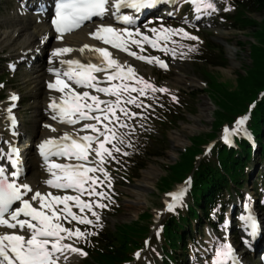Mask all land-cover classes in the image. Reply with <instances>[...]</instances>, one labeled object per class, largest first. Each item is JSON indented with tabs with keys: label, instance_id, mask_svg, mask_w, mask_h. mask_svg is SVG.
Returning <instances> with one entry per match:
<instances>
[{
	"label": "snow or ice",
	"instance_id": "1",
	"mask_svg": "<svg viewBox=\"0 0 264 264\" xmlns=\"http://www.w3.org/2000/svg\"><path fill=\"white\" fill-rule=\"evenodd\" d=\"M157 2L158 0H60L52 23L59 34L58 39H62L66 32L79 29L86 21L104 18L111 13L116 14L117 20L133 25L136 17L122 14L121 9H133L139 13L154 7ZM190 3L197 13L204 9L218 10L211 0H190ZM149 31L155 35L149 36L141 32L139 27L133 31L130 28L118 29L112 25L100 24L89 35L137 59L158 63L165 68L166 62L159 57L138 54L130 50V45L138 46L143 53L144 44L147 43L153 48L175 55L174 49L167 47L166 43L161 44L162 40L168 41L172 35L199 39L183 28H152ZM73 51L86 55L82 58L61 60V64L66 66L64 70L50 68L55 80L47 86L62 94L58 98H52L51 108L57 112L62 123L74 126V131L65 132L60 138L46 140L40 145L50 176L43 183L50 189L62 191L63 194L34 190L30 184L19 182V171L8 174L6 168L0 166V226L19 228L28 233L27 237L19 232L0 234V264H58L66 250L87 255L72 244L64 243L66 239L84 238L87 233L79 227H65V224L76 221L81 225H91L93 220L87 213L91 212L99 219L94 208L106 207L101 202L105 193L97 190L98 185L102 186L104 183L98 173L111 179L104 164L109 158L115 160L114 152L121 151L117 147L118 143H123L119 128L129 127L120 114L124 118L142 116V113L133 112L124 105L140 107L143 102L139 97L146 96L149 90L168 91L167 88H157L146 81L136 73L133 66L121 64L107 47L88 44L79 49L62 47L56 48L53 55L63 56ZM132 93L138 95L133 96ZM100 94L107 98H101ZM13 99L16 97L13 96ZM173 99L177 97L173 96ZM56 118L53 116V119ZM247 119V116L241 117L233 131L239 132ZM230 135L229 129L225 128L224 139L229 143ZM52 157L64 158L65 162H56ZM9 159L13 165L17 164L11 156ZM185 191L182 187L179 191L168 194L172 198V202L167 205L169 210L180 202ZM92 197L96 199L93 200ZM74 208L79 212L74 211ZM245 219L255 228L254 217L250 215ZM230 261H234L232 245L221 244L216 251L214 264H229Z\"/></svg>",
	"mask_w": 264,
	"mask_h": 264
},
{
	"label": "rangeland",
	"instance_id": "2",
	"mask_svg": "<svg viewBox=\"0 0 264 264\" xmlns=\"http://www.w3.org/2000/svg\"><path fill=\"white\" fill-rule=\"evenodd\" d=\"M213 2L220 8L216 16L212 17L215 20L214 23L202 24L195 19L194 14H187L184 18L169 21L175 26L182 25L188 33L199 37L198 40H192L181 35L178 45L172 48L175 50V55L169 52L164 59L159 55L160 60L168 62L169 69L161 67L158 63L141 65L136 62H128L126 59H117V54L112 52L113 57L119 60L121 64L135 67L144 74L148 82L154 84L157 88L158 85H162L168 89V92L173 93L172 95L180 100L178 107L182 109L183 114L181 115L182 119L176 125H169L167 137L164 138L163 131L165 129L158 128L157 109L160 110V107L163 109L165 103L173 99L167 95H160L159 91L149 90L146 96L139 97L143 105L140 107L135 105V112L142 113V116L124 118L121 115L122 119H126L129 127L119 133L123 136V143L117 144V147L121 149L119 154L128 156L125 159L130 160L126 161L131 167V172L134 173L130 156L136 157L139 155V160H142L144 167L138 171L137 177L131 178V176L125 175L121 168L117 172L113 160L107 159L104 167L111 179L109 180L104 177V174H101L100 177L104 183L99 190L105 193L106 197L101 202L104 204L108 202L110 212L103 216L104 213H99V210H105V207L96 206L94 211L99 214V219H96L92 213H87L95 223L103 221V224L106 222L108 227L114 228L116 224L130 223L136 220L141 213L149 210L153 213L155 222L153 228H155L165 215L174 213L179 207H181L180 211H185L186 204H183V202L175 211H167L166 205L170 198L168 194L173 193L177 186L171 188L170 192H163L159 191L158 183L166 175L167 166L175 163L180 153L191 144L190 139L192 137L211 131L217 106L214 100L209 97L208 92L205 91L208 82L205 72L213 74L219 81L226 82L234 87L238 74H244L245 68L251 64L248 45L241 46L240 43L254 41L251 36L252 29L232 28L231 22L227 18L234 12V6L230 0H213ZM18 6L19 0H0V82L2 80L6 82L4 87L0 85V125H4L11 94L15 91L20 92L22 103L18 108V112L22 119L21 146L25 152L27 149L34 152V143L31 139L39 126L38 109L40 106L45 105V102L42 100V90L33 83L31 76L38 68L43 67L45 61L31 56L30 62H27L30 53L17 58L20 45L13 46V39L16 34L8 45L1 43L2 38L8 39L14 34V28L7 21V18L16 14ZM224 9H229V11ZM252 17L261 22L264 18V12L254 13ZM203 41L209 42L212 47L223 50L228 60L227 66L208 65L207 69L206 67L204 69V65L199 66L193 61L194 50L192 49H197L203 44ZM39 52L40 54L43 53L41 50ZM11 62L17 63V70L14 74L9 73ZM132 95L137 96L138 93H132ZM148 105H151V107H148ZM147 136H154L155 141L157 140L154 146H151L145 140ZM175 137H179L180 142L175 141ZM153 152L158 155H150ZM114 155H116V152H114ZM248 166L249 178L243 183L240 190H236V195L232 199L233 202L236 201L234 202L235 205L244 196L250 195L256 199L260 197V193H263L261 190L264 189V161L260 158V155H257L255 160L249 161ZM151 167H154L153 169L157 174L151 175V179L144 180L143 171ZM142 181H145V186L141 184ZM109 185L111 186L109 187ZM140 185L142 186L140 187ZM136 188L145 198L136 199L137 197H134L132 190L136 191ZM92 199L95 200L96 198L92 197ZM218 213L216 210L212 212V223L207 224V220H204V225L193 224L188 231L187 248L179 250L176 254L179 262H175V264H191L193 259L202 258L203 255L205 256L213 250V245L222 234L223 222L219 223ZM210 224L213 226H210ZM74 227H79L83 232L85 230L83 226ZM153 230L155 231V229ZM160 231L162 230L159 227L154 240L146 248L140 250L136 260L129 264H161L163 238ZM213 237L217 239L213 240ZM85 238H71L64 243H70L80 249V247H83ZM62 257L65 264H82L86 255L81 252L66 250ZM248 259L251 262L250 264H259L255 255H249Z\"/></svg>",
	"mask_w": 264,
	"mask_h": 264
},
{
	"label": "trees",
	"instance_id": "3",
	"mask_svg": "<svg viewBox=\"0 0 264 264\" xmlns=\"http://www.w3.org/2000/svg\"><path fill=\"white\" fill-rule=\"evenodd\" d=\"M235 1L236 12L231 16L233 27L252 29L255 39L254 43H240L241 46L250 45L251 64L245 68L244 74H238L234 87L205 72L208 77L205 91L217 106L211 131L192 137L191 145L180 153L174 164L167 166L166 175L159 181V189L168 190L188 176L193 178L190 191L192 201L187 213L169 217L164 223V250L171 260L175 259V253L182 245L185 248L186 227L193 220L201 222L200 211L207 216L209 208L221 202L226 191L239 188L247 178V167L253 152L244 137L238 139V148H228L219 142L213 160L204 157L199 161V157L204 145L219 136L221 126L247 111L250 104H254L250 130L260 143V152H257L264 158V19L259 22L250 16L264 12V0ZM203 53L197 60L203 62L204 69L209 64L226 66L228 63L223 50L213 48L209 43ZM170 113L171 116L165 115L166 120L162 119V127L181 120L177 113ZM163 137H167L166 132H163ZM142 167L143 164L134 165L135 172ZM151 217V213L145 211L137 221L117 224L114 230L104 229L94 242L93 256L86 259L84 264H122L130 261L134 250L143 246V238L150 232Z\"/></svg>",
	"mask_w": 264,
	"mask_h": 264
},
{
	"label": "bare ground",
	"instance_id": "4",
	"mask_svg": "<svg viewBox=\"0 0 264 264\" xmlns=\"http://www.w3.org/2000/svg\"><path fill=\"white\" fill-rule=\"evenodd\" d=\"M36 2L37 0H35V3ZM20 3L22 4L23 1H20ZM19 8L20 7H18L16 14L7 18V21H9V23L14 28V34L8 39L2 38L3 40L1 41V43L8 45L10 40L13 39V36L16 34V37L13 39V46L20 45L17 58H21V56L28 55L30 53L27 61L32 58L31 56L33 54L37 53L36 51L38 48H41V50L43 51L42 56L38 55L37 53V57L44 59V65L42 68H38L31 76L33 83H35L42 90V100L45 102V105L40 106L38 109L39 126L34 136L32 137V140H35L36 138L41 140L45 138L46 135H50L51 131H57L54 128L56 126L54 125V127H52V123L45 116L49 111L48 105L49 103H51L52 97L56 94L58 95V97L62 95L57 90L48 88V83L53 82L55 80L54 73L50 72L49 69L53 68L62 70L63 65L61 64V60L74 59L76 57H84L86 55V53L73 51L71 53H66L63 56H54V50L56 48H62L66 46L72 47L73 49H79L84 44H88L95 47L101 46L100 43L93 40V38L89 35L93 32L95 28L94 25H87L72 35L63 36L62 39H58V36L55 34L54 30L51 28L48 22L46 14H35L33 12V9L31 10L30 8H25L21 10ZM180 9L181 7H178V10ZM161 13L170 14L171 8H164ZM215 14L216 11L204 9L202 12H200L199 18L202 22L207 23L210 21L209 17ZM176 15H180V12H177ZM106 21H109V17L106 18ZM87 54L93 55L91 53ZM53 129H55V131H53ZM179 139V137H175V141H179ZM26 151L29 161L27 169L28 177L25 178L24 183L30 184L34 190L39 189L41 192L52 191V189H50L46 184L43 183L46 179L50 178L49 173L47 171V166L40 164L41 162L39 163L40 160L36 157L34 153H32L31 149H27ZM30 161H32L31 164H29ZM153 168L151 167L143 171L144 180L151 179V175L157 174ZM38 176L40 177L38 178ZM141 184L145 186V181H142ZM142 185H140V187ZM132 194H134V197H137L136 199L142 197L145 198L144 195L138 192L137 188L136 191L132 190ZM192 264L204 263L201 259H194Z\"/></svg>",
	"mask_w": 264,
	"mask_h": 264
}]
</instances>
